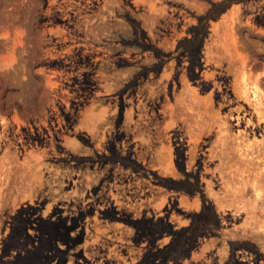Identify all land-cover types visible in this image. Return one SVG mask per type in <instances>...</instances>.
<instances>
[{
  "label": "rangeland",
  "instance_id": "1",
  "mask_svg": "<svg viewBox=\"0 0 264 264\" xmlns=\"http://www.w3.org/2000/svg\"><path fill=\"white\" fill-rule=\"evenodd\" d=\"M220 1L0 0V264H264V0Z\"/></svg>",
  "mask_w": 264,
  "mask_h": 264
},
{
  "label": "trees",
  "instance_id": "2",
  "mask_svg": "<svg viewBox=\"0 0 264 264\" xmlns=\"http://www.w3.org/2000/svg\"><path fill=\"white\" fill-rule=\"evenodd\" d=\"M235 2V1H240V0H221L220 1V4H226V3H230V2ZM213 5L211 4V7H212Z\"/></svg>",
  "mask_w": 264,
  "mask_h": 264
}]
</instances>
